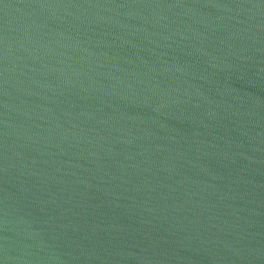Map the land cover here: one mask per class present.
<instances>
[{
  "label": "water",
  "instance_id": "obj_1",
  "mask_svg": "<svg viewBox=\"0 0 264 264\" xmlns=\"http://www.w3.org/2000/svg\"><path fill=\"white\" fill-rule=\"evenodd\" d=\"M0 264H264V0H0Z\"/></svg>",
  "mask_w": 264,
  "mask_h": 264
}]
</instances>
